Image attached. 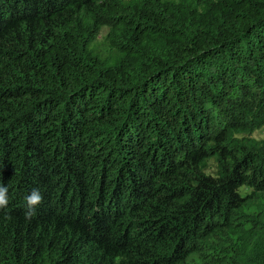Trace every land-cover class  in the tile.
Returning a JSON list of instances; mask_svg holds the SVG:
<instances>
[{
	"label": "trees",
	"instance_id": "obj_1",
	"mask_svg": "<svg viewBox=\"0 0 264 264\" xmlns=\"http://www.w3.org/2000/svg\"><path fill=\"white\" fill-rule=\"evenodd\" d=\"M262 127L264 0H0V264H264Z\"/></svg>",
	"mask_w": 264,
	"mask_h": 264
},
{
	"label": "rangeland",
	"instance_id": "obj_2",
	"mask_svg": "<svg viewBox=\"0 0 264 264\" xmlns=\"http://www.w3.org/2000/svg\"><path fill=\"white\" fill-rule=\"evenodd\" d=\"M109 31H110V27L104 26L101 29V32L92 41L90 49L94 55H97L104 60L112 62L119 55V51L109 41V39H108ZM252 136L263 137L264 136V127L253 132ZM214 167H215V162H214V160H211L209 171H213Z\"/></svg>",
	"mask_w": 264,
	"mask_h": 264
},
{
	"label": "clouds",
	"instance_id": "obj_3",
	"mask_svg": "<svg viewBox=\"0 0 264 264\" xmlns=\"http://www.w3.org/2000/svg\"><path fill=\"white\" fill-rule=\"evenodd\" d=\"M7 193V186L0 184V209H4L8 206L9 201ZM24 199L26 201L25 219L31 220L36 215L37 207L43 203V196L38 189H33Z\"/></svg>",
	"mask_w": 264,
	"mask_h": 264
}]
</instances>
